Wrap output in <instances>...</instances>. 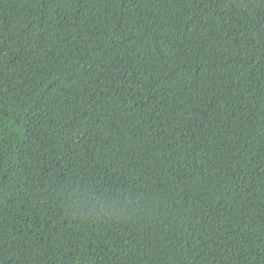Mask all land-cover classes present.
Masks as SVG:
<instances>
[{
	"label": "trees",
	"instance_id": "16d2710c",
	"mask_svg": "<svg viewBox=\"0 0 264 264\" xmlns=\"http://www.w3.org/2000/svg\"><path fill=\"white\" fill-rule=\"evenodd\" d=\"M0 264H264V0H0Z\"/></svg>",
	"mask_w": 264,
	"mask_h": 264
},
{
	"label": "clouds",
	"instance_id": "9594fccd",
	"mask_svg": "<svg viewBox=\"0 0 264 264\" xmlns=\"http://www.w3.org/2000/svg\"><path fill=\"white\" fill-rule=\"evenodd\" d=\"M93 196H94L93 193L90 194V196H89V199L92 201L91 206H96L98 204V202L93 200ZM88 206H89V204H85V207H88Z\"/></svg>",
	"mask_w": 264,
	"mask_h": 264
}]
</instances>
